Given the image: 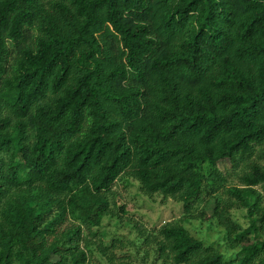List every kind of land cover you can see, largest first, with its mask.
Instances as JSON below:
<instances>
[{
  "label": "trees",
  "instance_id": "16d2710c",
  "mask_svg": "<svg viewBox=\"0 0 264 264\" xmlns=\"http://www.w3.org/2000/svg\"><path fill=\"white\" fill-rule=\"evenodd\" d=\"M119 179L231 250L134 226L152 263L264 264V0H0V264H112Z\"/></svg>",
  "mask_w": 264,
  "mask_h": 264
},
{
  "label": "rangeland",
  "instance_id": "374dc122",
  "mask_svg": "<svg viewBox=\"0 0 264 264\" xmlns=\"http://www.w3.org/2000/svg\"><path fill=\"white\" fill-rule=\"evenodd\" d=\"M125 182L119 179L112 188L115 193L114 201L123 205L125 214L119 219L103 216L100 226L96 229L97 232L92 237V240L101 237L102 244L103 242L107 244V239H117L114 240V244L119 248L112 251L114 256L112 264H155L152 263L151 248L143 244V240L136 236L133 227L141 226L144 232L154 235L161 225L175 221H180L187 232L200 240L204 246L208 244L215 246L221 253L231 252L223 247L221 230L213 220H199L191 217L184 219L179 202L169 198L163 199L159 195L144 197L140 195L134 182ZM262 204H264V194ZM231 213L239 222H245L243 208H235L231 210ZM88 251V264H105L91 247Z\"/></svg>",
  "mask_w": 264,
  "mask_h": 264
}]
</instances>
